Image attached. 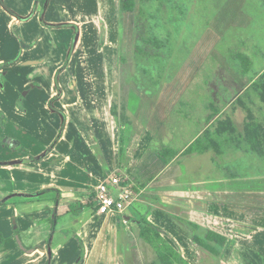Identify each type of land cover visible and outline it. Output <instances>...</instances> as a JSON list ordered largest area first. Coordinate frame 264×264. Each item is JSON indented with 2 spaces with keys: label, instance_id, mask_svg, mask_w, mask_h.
I'll return each instance as SVG.
<instances>
[{
  "label": "crops",
  "instance_id": "0c3cea01",
  "mask_svg": "<svg viewBox=\"0 0 264 264\" xmlns=\"http://www.w3.org/2000/svg\"><path fill=\"white\" fill-rule=\"evenodd\" d=\"M120 6L0 0V264H154L142 218L190 264H264V155L238 134L249 115L261 123L238 108L261 101L253 85L264 67L246 76L256 66L240 53L242 77L207 72L227 59L214 44L223 34L205 32L178 75L121 80L138 35ZM221 120L235 133L187 152ZM113 174L138 198L100 215L95 188Z\"/></svg>",
  "mask_w": 264,
  "mask_h": 264
},
{
  "label": "rangeland",
  "instance_id": "374dc122",
  "mask_svg": "<svg viewBox=\"0 0 264 264\" xmlns=\"http://www.w3.org/2000/svg\"><path fill=\"white\" fill-rule=\"evenodd\" d=\"M124 20L129 32H137L138 37L137 56L130 62L123 60L121 80L150 83L153 79L178 75L190 50L199 45L205 32L207 39L211 38L208 32L223 34L219 41L214 40V44L227 59L223 67L219 61H211L212 70L207 65V72L216 74L224 71L225 76L242 77L244 65L238 59L240 53L252 60L251 68L256 66L246 76L253 77L264 67V0H136L135 11ZM201 76L197 81L199 92L204 87L203 79L209 77L204 70ZM128 89L129 86H123L117 92L118 107V102L125 105ZM239 105V108H234L244 110L245 119L248 111H252L256 119L264 124L263 101L256 97L255 101L245 100ZM245 122L238 124L241 136ZM244 142L237 143L240 149H243L240 144Z\"/></svg>",
  "mask_w": 264,
  "mask_h": 264
},
{
  "label": "trees",
  "instance_id": "16d2710c",
  "mask_svg": "<svg viewBox=\"0 0 264 264\" xmlns=\"http://www.w3.org/2000/svg\"><path fill=\"white\" fill-rule=\"evenodd\" d=\"M43 9L46 7L47 0H37ZM136 0H121V9L128 13L135 11ZM254 91L260 95L261 101L264 102V73L261 74L260 79L253 85ZM217 130L215 132L206 131L197 141H195L187 150L188 153L204 152L211 149L216 142L212 134L221 135L223 133H235L234 124L230 120H221L217 123ZM244 135L248 140L253 151L260 155H264V124L256 122L254 117L249 115V122L245 123ZM10 140H6L9 142ZM11 143V142H10ZM130 185V184H129ZM131 186V185H130ZM132 187V186H131ZM133 188V187H132ZM136 191V190H134ZM95 199V195H94ZM97 204V201L95 199ZM141 229V237L149 243L156 251L158 262L154 264H190L182 258L175 245L164 236L161 229L153 225L145 218L139 221ZM5 245V238L3 233L0 232V250ZM49 260L46 264H50Z\"/></svg>",
  "mask_w": 264,
  "mask_h": 264
},
{
  "label": "built area",
  "instance_id": "2783aa9c",
  "mask_svg": "<svg viewBox=\"0 0 264 264\" xmlns=\"http://www.w3.org/2000/svg\"><path fill=\"white\" fill-rule=\"evenodd\" d=\"M138 194L118 175H109L95 188L97 213L100 215H122L137 201Z\"/></svg>",
  "mask_w": 264,
  "mask_h": 264
}]
</instances>
